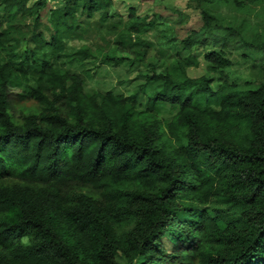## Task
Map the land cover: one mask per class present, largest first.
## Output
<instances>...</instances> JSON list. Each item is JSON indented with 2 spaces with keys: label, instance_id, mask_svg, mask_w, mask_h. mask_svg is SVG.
I'll use <instances>...</instances> for the list:
<instances>
[{
  "label": "trees",
  "instance_id": "obj_1",
  "mask_svg": "<svg viewBox=\"0 0 264 264\" xmlns=\"http://www.w3.org/2000/svg\"><path fill=\"white\" fill-rule=\"evenodd\" d=\"M28 1L0 0L7 11L36 16V46L20 55L10 44L13 16L0 28V264H264V37L248 40L244 27L230 25L219 40L207 37L214 32L209 4L231 0H190L203 29L181 48L221 46L206 50L208 72L199 76L188 74L178 53L151 64L138 88L144 109L130 95L87 94L81 75L56 64L75 14L106 19L112 0H63L49 12V37L35 31L45 1ZM130 11L116 43L136 62L148 45L131 43V33L156 20ZM232 39L262 54L253 87L213 83L210 73L231 64ZM92 55L87 45L66 53L70 61ZM103 60L122 57L104 53ZM31 100L38 106L17 108ZM159 102L177 107L169 121L157 115Z\"/></svg>",
  "mask_w": 264,
  "mask_h": 264
},
{
  "label": "rangeland",
  "instance_id": "obj_2",
  "mask_svg": "<svg viewBox=\"0 0 264 264\" xmlns=\"http://www.w3.org/2000/svg\"><path fill=\"white\" fill-rule=\"evenodd\" d=\"M44 7L40 10V27L35 31L43 32L44 37H49L46 27L50 26L49 12L52 9L63 7V0H44ZM34 0H29L31 5ZM209 12L213 17V33L207 36L210 40H219L220 36H226L225 26H242L244 36L250 39L252 35L264 37V0L247 2L246 0H231L229 2L217 1L210 3ZM133 9L138 17L146 16L147 20L155 19L156 26L144 29L139 33H131V43L140 41L148 45L146 57L140 61H133L135 53L130 48H121L117 45L120 32L127 29L125 24ZM108 17L101 19L100 12H95L90 18L85 14L77 12L72 24L74 25L65 35V54L55 59L56 64L70 73H76L83 78V89L87 94L95 91H112L130 95L137 102L139 109L147 105L145 93L138 90L143 83L144 75L151 72V64L159 66L166 61L167 52L178 53L186 64L187 72L191 76H199L207 71L208 62L203 58L209 48L218 49L221 44H208V46L197 45L190 50H184L180 41L190 35L191 32H200L203 29V20L199 9L190 0H112L108 9ZM13 16L12 24L16 29L14 38L10 41L17 55L32 49L36 43L32 40L33 23L35 14H24L17 8L5 9V3H0V28L8 25V20ZM175 44L172 47V43ZM173 39V40H172ZM82 45H87L93 50L92 56L83 59L68 60L66 53L73 52ZM144 47V46H143ZM41 51L49 53L48 47ZM101 49V50H99ZM104 53H116L122 60L116 64L103 60ZM225 53L230 59V66L223 69V73L212 72L213 83L218 84L220 79L235 82L241 89L255 86L262 79L261 66L263 64L262 54L241 47L237 39H232L225 48ZM198 64H189L193 59ZM15 94L20 90L18 87L10 88ZM149 90V88H148ZM37 107L33 100L19 102L17 108L24 109ZM157 115L169 121L177 112V107L165 102L156 104ZM12 180L5 179L8 184ZM0 182H3L2 180ZM89 195L98 196L97 192L87 185L78 188ZM167 251L173 248V240L162 239ZM121 264H126L123 260Z\"/></svg>",
  "mask_w": 264,
  "mask_h": 264
}]
</instances>
